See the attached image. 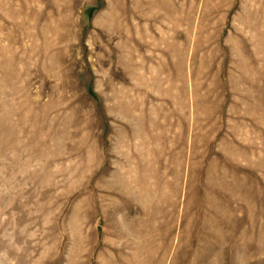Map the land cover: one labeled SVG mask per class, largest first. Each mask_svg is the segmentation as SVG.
Wrapping results in <instances>:
<instances>
[{"label":"rangeland","instance_id":"1","mask_svg":"<svg viewBox=\"0 0 264 264\" xmlns=\"http://www.w3.org/2000/svg\"><path fill=\"white\" fill-rule=\"evenodd\" d=\"M0 264H264V0H0Z\"/></svg>","mask_w":264,"mask_h":264}]
</instances>
